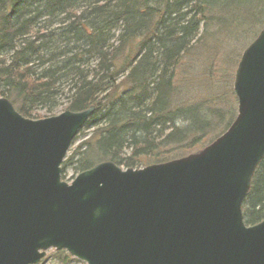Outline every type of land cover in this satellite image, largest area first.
<instances>
[{"label": "water", "instance_id": "1", "mask_svg": "<svg viewBox=\"0 0 264 264\" xmlns=\"http://www.w3.org/2000/svg\"><path fill=\"white\" fill-rule=\"evenodd\" d=\"M237 117L197 153L142 169L110 161L70 184L62 164L91 106L41 120L0 98V264L66 251L85 264H264L243 205L264 159V28L238 63Z\"/></svg>", "mask_w": 264, "mask_h": 264}, {"label": "trees", "instance_id": "2", "mask_svg": "<svg viewBox=\"0 0 264 264\" xmlns=\"http://www.w3.org/2000/svg\"><path fill=\"white\" fill-rule=\"evenodd\" d=\"M256 1L258 5L241 17H250L253 26L260 28L264 0ZM230 2L0 0V98L8 99L31 120L40 119L41 109L52 113L61 99L67 100V111L95 106L85 126L94 131L82 145L83 171L100 161L129 168L142 166V159L147 164L164 163L179 159V148L191 154L221 136L233 113L228 123L216 116V124L192 118L190 133L198 134L187 132L186 144L173 150L167 146L164 153L157 150L171 143L175 133L160 143L158 127L176 113L192 115L197 109L195 105L185 112L170 111L176 72L198 37L201 21L207 25L206 20L213 19L205 13L214 11L219 16L231 7ZM197 15L202 18L196 19ZM243 212L247 225L264 220V159ZM56 255L62 264L72 260L64 251Z\"/></svg>", "mask_w": 264, "mask_h": 264}, {"label": "rangeland", "instance_id": "3", "mask_svg": "<svg viewBox=\"0 0 264 264\" xmlns=\"http://www.w3.org/2000/svg\"><path fill=\"white\" fill-rule=\"evenodd\" d=\"M248 2L249 3L242 5L241 0H231V7L220 12V17L218 13H214V11L211 12L208 10L205 13L207 17L213 16V19L206 20L208 23L207 25L201 21L197 30V39L194 40L191 49L183 56L180 62V66L176 72V89L170 99L173 105L170 106L169 109L170 111H176L177 108H179L182 112H185L189 108L195 107V105L198 107L194 111V114L191 115L185 112V114L178 115V113H176L168 122L158 127L157 139L160 140V143L173 133H175V136H172L171 143L160 148L157 152L164 153L167 150V146L172 148V150L174 147H182L183 144L187 143V140L184 142V134L187 132H189L187 135L198 134V132L190 133L192 118L197 119L199 122L204 121L216 124L217 122L214 116H216L217 119L222 118L223 121L227 123L231 118L230 112L231 114L233 113L232 115L234 116L229 123L236 117L238 102L233 92L235 72L243 52L264 27L258 28L256 25L253 26L250 17H245L246 19L241 17V14L244 16L245 13L250 12L258 5L256 0H248ZM239 6H242V8L239 9ZM215 10H217V8H215ZM200 17L202 18V16L197 15L196 19ZM65 92L67 93L66 89ZM67 105V100L61 99L59 107L52 113H47L45 109L39 110V120L64 113L67 111ZM167 111L168 110L163 112V114H166ZM99 119L101 118L99 117ZM229 123L224 129L229 127ZM93 131L94 130H88V127L84 128L72 145L66 157L67 164L63 165L62 177L65 182L70 184L83 171L81 156L85 148L82 147V145L88 142ZM208 137H205L206 141L210 138ZM202 147L194 150L191 154L204 148ZM74 152L76 155L71 160ZM177 152L178 154L176 155H178V157L176 158H179L180 155H182V158L191 155L190 153L185 154V150L182 148H179ZM127 153H131V151H127ZM142 160L144 161L142 166L132 168L141 169L147 165L155 164H147L148 160ZM121 167L124 170L129 169V167ZM63 258L64 257H62V259ZM40 264L62 263L59 261L56 251L49 250ZM67 264L85 263L73 258L72 260H68Z\"/></svg>", "mask_w": 264, "mask_h": 264}]
</instances>
